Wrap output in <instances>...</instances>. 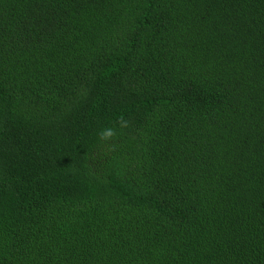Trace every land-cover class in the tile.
<instances>
[{"label": "trees", "instance_id": "16d2710c", "mask_svg": "<svg viewBox=\"0 0 264 264\" xmlns=\"http://www.w3.org/2000/svg\"><path fill=\"white\" fill-rule=\"evenodd\" d=\"M0 264H264V0H0Z\"/></svg>", "mask_w": 264, "mask_h": 264}]
</instances>
